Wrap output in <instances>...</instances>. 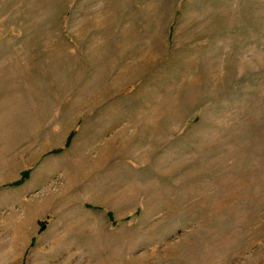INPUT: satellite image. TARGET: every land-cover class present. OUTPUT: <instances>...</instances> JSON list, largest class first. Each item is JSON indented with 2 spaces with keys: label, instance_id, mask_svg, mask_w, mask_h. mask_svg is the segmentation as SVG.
<instances>
[{
  "label": "rangeland",
  "instance_id": "1",
  "mask_svg": "<svg viewBox=\"0 0 264 264\" xmlns=\"http://www.w3.org/2000/svg\"><path fill=\"white\" fill-rule=\"evenodd\" d=\"M0 264H264V0H0Z\"/></svg>",
  "mask_w": 264,
  "mask_h": 264
}]
</instances>
